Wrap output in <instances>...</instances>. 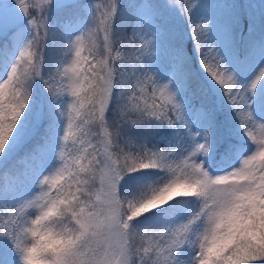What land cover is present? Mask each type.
<instances>
[{"label": "snow or ice", "instance_id": "6c2138e0", "mask_svg": "<svg viewBox=\"0 0 264 264\" xmlns=\"http://www.w3.org/2000/svg\"><path fill=\"white\" fill-rule=\"evenodd\" d=\"M198 6L135 0L127 17L120 0H0V264H264V40L226 59ZM171 9L187 19L203 83L180 46L165 49L166 79L152 68ZM37 80L47 98L33 103ZM133 127L177 138L149 146ZM225 173L246 191L221 195L212 231L182 187L131 218L123 210L166 175ZM37 204L46 223L30 220Z\"/></svg>", "mask_w": 264, "mask_h": 264}, {"label": "trees", "instance_id": "16d2710c", "mask_svg": "<svg viewBox=\"0 0 264 264\" xmlns=\"http://www.w3.org/2000/svg\"><path fill=\"white\" fill-rule=\"evenodd\" d=\"M238 3V12L240 13L241 18L237 16L236 19H231L233 22H231V20L228 22L230 23V27H232L231 29L228 28L231 31L229 47L234 46L243 50L244 46L250 42L258 44L260 41L264 40V0H239ZM134 4L135 0H120V16L131 17L134 15ZM201 15H205L211 20H227L229 17V14L223 13L221 6L217 3V0H199V6L193 11V18L198 19ZM220 15L223 16L220 17ZM163 16L170 26V32L167 36L162 37L160 41L162 48L160 49L158 57V66L154 72L157 74L158 71L167 67L165 49L172 46H180L185 58L188 61L189 69L194 78L203 83L208 79V75L200 65L195 42L191 36L187 19L180 12L173 14L171 10H166L163 13ZM116 22H119V17ZM249 25H252L251 30L247 29ZM256 29L258 30V33L255 32ZM239 30L241 31L240 39L237 35ZM258 34L261 35L260 38L257 36ZM46 57L48 63L51 64L54 58V54L51 49L46 51ZM40 86L44 89L42 83L37 80L34 86V97L35 94H37L36 92H39ZM44 97L46 101L47 92L45 89ZM33 103H35V100ZM231 120L233 123L238 124L234 113L231 115ZM129 135L137 142L144 140L149 146L156 144L161 148H164L166 144L177 138L174 136L169 137L165 130L153 132L151 130H145L143 127L131 128ZM161 136L163 137L161 138ZM69 148H71V140L69 141Z\"/></svg>", "mask_w": 264, "mask_h": 264}, {"label": "clouds", "instance_id": "9594fccd", "mask_svg": "<svg viewBox=\"0 0 264 264\" xmlns=\"http://www.w3.org/2000/svg\"><path fill=\"white\" fill-rule=\"evenodd\" d=\"M243 179L244 177L225 173L220 176L208 177L206 180L201 178L192 182L180 180L173 183L174 177L166 175L159 181L157 191L153 192L145 188L139 204L129 207L127 202H124L123 210L131 218V216L140 214L142 210L152 204L158 203L161 200L166 201L173 191L182 187L181 194L193 198V203L190 207L192 219L198 220L203 217L205 228L212 231L216 227L215 221L219 212L227 206L226 202L220 199L221 195L234 192L239 188L237 195L243 196L246 191V186L241 185ZM33 211L35 212V216L30 218L32 222H47V217L44 216V209L39 204L33 206ZM52 225H54L56 231H64L65 228L70 227L67 220L63 218L53 221ZM24 243L30 246L32 241L25 237Z\"/></svg>", "mask_w": 264, "mask_h": 264}, {"label": "rangeland", "instance_id": "374dc122", "mask_svg": "<svg viewBox=\"0 0 264 264\" xmlns=\"http://www.w3.org/2000/svg\"><path fill=\"white\" fill-rule=\"evenodd\" d=\"M239 0H217V3L221 6V10L223 11L224 14H229V17L228 19L231 20V19H236L237 16L241 18V15L240 13L238 12L239 11V3H238ZM87 2L89 4H92L94 2H100V3H104V2H107V0H87ZM171 11L173 12V14L179 12L178 10L176 9H171ZM61 15V13L53 8L51 11H50V16L53 17V18H58L59 16ZM223 16V15H220V17ZM215 20H212L213 22V27H212V30L209 32L208 34V39H209V42L210 43H213L221 52L222 55L225 56L226 59H231L230 57V48H229V35L227 33V29L221 25V23L217 24V23H214ZM242 21V20H241ZM228 21L226 20V23ZM83 25L81 24V27ZM223 33V35H221L220 33ZM255 32L258 33V30L256 29ZM102 36H103V33H102ZM259 38H260V34L257 35ZM159 47L160 49L162 48L161 46V42L159 44ZM158 59L157 61L153 62L152 64V68L153 70L155 71L156 67L158 66ZM2 65H3V61L0 60V80H2L4 77L3 75V68H2ZM157 75L161 78V79H166L169 75V72H168V69L167 67L158 71ZM37 94H35V103L37 102H43L45 101V97H44V89L40 86L39 87V92H36ZM199 155V154H198ZM206 163H208L209 165V169L211 170L213 167H216L218 165H215L213 164L212 162L210 161H207L205 160Z\"/></svg>", "mask_w": 264, "mask_h": 264}]
</instances>
